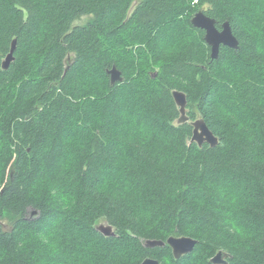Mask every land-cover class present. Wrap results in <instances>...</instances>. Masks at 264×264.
Segmentation results:
<instances>
[{"label":"trees","instance_id":"16d2710c","mask_svg":"<svg viewBox=\"0 0 264 264\" xmlns=\"http://www.w3.org/2000/svg\"><path fill=\"white\" fill-rule=\"evenodd\" d=\"M261 2L0 0V264H214L221 250L264 264V58L240 27ZM199 11L229 21L239 48L212 59ZM198 118L217 145L191 141ZM170 236L197 244L180 258L144 245Z\"/></svg>","mask_w":264,"mask_h":264},{"label":"water","instance_id":"95a60500","mask_svg":"<svg viewBox=\"0 0 264 264\" xmlns=\"http://www.w3.org/2000/svg\"><path fill=\"white\" fill-rule=\"evenodd\" d=\"M191 22L195 27L201 28L205 31L204 39L206 43L211 47L212 59L219 58L222 45L234 49L239 48V40L234 34L229 21L224 22L222 24V27L218 28L216 25V20L214 18L209 17L203 11H199L192 17ZM15 48L16 39L13 40L11 50L3 61V68L9 67L10 62L14 58L13 53ZM109 73L112 84L122 82L124 80L122 72L115 66L109 70ZM172 95L181 112V116L178 122L181 123L187 121L189 117L186 114V94L180 90H173ZM192 124L194 126V130L191 141H196L200 146H202L205 142L209 143L211 146H215L219 143L218 137L209 128L203 118L196 119L192 122ZM96 228L105 236L116 235L114 227L107 222L97 224ZM166 244H168L172 248L175 258H180L181 256L193 251L195 245L197 244V239L190 236H170L166 241L161 239H147L144 243V245L149 248H153L155 246H165ZM227 257L228 253L221 250L211 258V262L214 264H227ZM140 264L162 263L156 258L146 257Z\"/></svg>","mask_w":264,"mask_h":264},{"label":"clouds","instance_id":"9594fccd","mask_svg":"<svg viewBox=\"0 0 264 264\" xmlns=\"http://www.w3.org/2000/svg\"><path fill=\"white\" fill-rule=\"evenodd\" d=\"M243 8L242 5H237L236 8L232 9L231 12H239ZM260 9L264 10V0H262L260 4ZM255 15L259 16V22L252 20L249 14L248 19L242 18L240 21V27L243 32L247 33L248 37L257 45V55L261 58H264V15L261 14V11H255ZM187 42V40L184 39H178L175 41L173 45H168L165 47V58L171 57V56H179L181 51L184 49V45ZM255 64V61H253ZM260 70L264 71V65H260ZM106 81H96L95 87H97L101 92H106ZM82 87L91 88L93 87V84L85 82L81 85Z\"/></svg>","mask_w":264,"mask_h":264},{"label":"rangeland","instance_id":"374dc122","mask_svg":"<svg viewBox=\"0 0 264 264\" xmlns=\"http://www.w3.org/2000/svg\"><path fill=\"white\" fill-rule=\"evenodd\" d=\"M89 18V16H82V17H80V18H78L74 23L75 24H82V23H85L86 22V20ZM168 28V27H167ZM166 30H170V29H165L164 31H166ZM241 61H240V59H233L232 60V63H231V65L230 66H233L234 64H236V65H239V64H241L240 63ZM128 99V101H131V98H127ZM35 213H33V212H31L30 213V215L31 216H33ZM106 221L105 220H103V219H101L100 221H99V223L98 224H100V223H105ZM3 223V225L5 224V225H8V222L7 221H3L2 222Z\"/></svg>","mask_w":264,"mask_h":264}]
</instances>
